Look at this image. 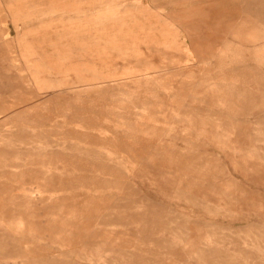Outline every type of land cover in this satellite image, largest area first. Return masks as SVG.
<instances>
[{"label": "rangeland", "instance_id": "1", "mask_svg": "<svg viewBox=\"0 0 264 264\" xmlns=\"http://www.w3.org/2000/svg\"><path fill=\"white\" fill-rule=\"evenodd\" d=\"M0 264H264V0H0Z\"/></svg>", "mask_w": 264, "mask_h": 264}]
</instances>
